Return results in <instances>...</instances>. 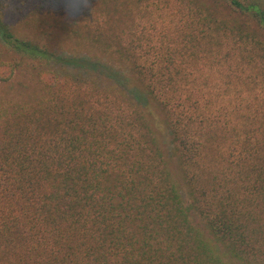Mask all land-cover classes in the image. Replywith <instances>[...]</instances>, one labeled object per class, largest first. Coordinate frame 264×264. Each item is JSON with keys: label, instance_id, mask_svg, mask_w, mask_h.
Listing matches in <instances>:
<instances>
[{"label": "trees", "instance_id": "trees-1", "mask_svg": "<svg viewBox=\"0 0 264 264\" xmlns=\"http://www.w3.org/2000/svg\"><path fill=\"white\" fill-rule=\"evenodd\" d=\"M15 1L128 63L165 112L183 183L124 90L84 65L42 70L0 109V264H264V3L0 0V22Z\"/></svg>", "mask_w": 264, "mask_h": 264}, {"label": "rangeland", "instance_id": "rangeland-1", "mask_svg": "<svg viewBox=\"0 0 264 264\" xmlns=\"http://www.w3.org/2000/svg\"><path fill=\"white\" fill-rule=\"evenodd\" d=\"M259 1L264 3V0ZM7 28L18 38L43 48L49 54L34 58L19 53L4 40L3 32ZM61 31V24L51 13L35 10L22 1H15L7 7L0 22V65L4 62L11 63L15 69L10 79H0V109L35 94L42 70H63L70 63L84 65L85 72L100 84L124 90L144 107L153 120L156 138L168 156L172 172L183 183L165 112L147 94L128 63L115 59L113 54L106 53L90 41L71 39ZM65 56H69V59ZM195 218L204 227L201 219L198 216Z\"/></svg>", "mask_w": 264, "mask_h": 264}]
</instances>
